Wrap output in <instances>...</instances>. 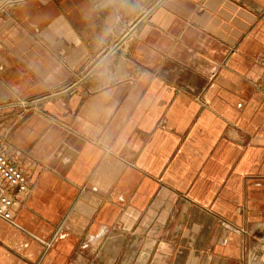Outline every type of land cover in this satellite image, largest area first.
Returning <instances> with one entry per match:
<instances>
[{
  "label": "crops",
  "instance_id": "0c3cea01",
  "mask_svg": "<svg viewBox=\"0 0 264 264\" xmlns=\"http://www.w3.org/2000/svg\"><path fill=\"white\" fill-rule=\"evenodd\" d=\"M0 148V264H264V0H0Z\"/></svg>",
  "mask_w": 264,
  "mask_h": 264
},
{
  "label": "built area",
  "instance_id": "2783aa9c",
  "mask_svg": "<svg viewBox=\"0 0 264 264\" xmlns=\"http://www.w3.org/2000/svg\"><path fill=\"white\" fill-rule=\"evenodd\" d=\"M22 104L27 105L28 102ZM30 191L24 170L0 148V218L11 222L14 218L13 208L18 204L17 198L28 197Z\"/></svg>",
  "mask_w": 264,
  "mask_h": 264
}]
</instances>
